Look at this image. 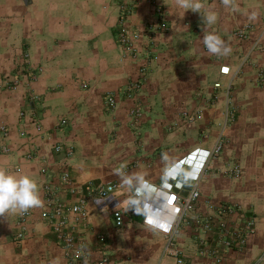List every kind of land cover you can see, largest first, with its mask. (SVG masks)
Segmentation results:
<instances>
[{"label": "crops", "instance_id": "1", "mask_svg": "<svg viewBox=\"0 0 264 264\" xmlns=\"http://www.w3.org/2000/svg\"><path fill=\"white\" fill-rule=\"evenodd\" d=\"M160 1L163 5L175 4L174 0ZM217 1L220 5L215 8L206 5ZM217 1L202 0V12H213L217 17L206 28L200 13H183L177 8L179 28H183L184 20L201 26L195 39L186 40L184 30L178 29L154 34L155 53L148 62L142 92L151 105L147 111L153 114V121L141 127L136 142L126 122V98H118L119 106L112 114L103 112V94L120 90L134 76L137 64L130 57L120 56L111 27L118 14L117 6L107 4L92 21L88 14L73 16L72 12L56 11L54 0H22L17 7L20 18L7 19V31L1 36L0 76L17 67L20 84L0 94V125L7 127L6 136L2 138L0 134V147H7L0 153V166L35 178L42 198L41 184L49 179L54 183L63 169L59 164L63 154L54 153L53 146H71L72 155L64 170L70 185L80 190L60 194L71 204L81 189L85 191L86 182H115L122 187L121 193L130 192L114 173L122 165L126 173H145L149 185L161 183L165 179L162 153H168L176 167L196 172L205 151L221 132L226 144L196 182L200 198L195 212L212 213L211 205L204 200L242 206L252 215L254 232L241 252H229L228 260L231 264H264V205H250L249 185L243 183V174L230 179L218 172L238 149L241 134L255 131L248 127L252 113L264 117V31L258 30L264 23V0H233L230 7ZM13 5L9 1L7 10H14ZM148 8L140 0L130 16L133 23L144 21ZM168 19L173 22L172 15ZM244 21L256 22L257 27L245 39L235 40L230 30L235 23ZM202 29L219 35L231 47V53L218 56L203 50ZM258 37L259 46H254ZM242 60L236 77L218 73L219 66L231 69ZM216 81L220 83L218 88L213 87ZM181 109H198L200 113L190 125L164 132L162 125ZM19 110L25 112L23 116H19ZM230 111L234 118L227 123ZM258 131L264 132V126ZM124 194L116 200H124ZM99 203L89 201L85 205L86 227L78 229L91 262L104 253L107 264H173V258L163 253L162 234L143 225L138 217L115 227L111 218L98 210ZM39 214L40 207L28 211L20 238L16 237L18 214L0 216V264H68ZM98 233L105 236L104 242L96 239ZM175 245L190 264H209L207 259L194 255L184 230L175 236Z\"/></svg>", "mask_w": 264, "mask_h": 264}, {"label": "rangeland", "instance_id": "2", "mask_svg": "<svg viewBox=\"0 0 264 264\" xmlns=\"http://www.w3.org/2000/svg\"><path fill=\"white\" fill-rule=\"evenodd\" d=\"M9 1L14 2V5L12 6V8H15L14 10H7ZM21 1L22 0H0V24L1 22H3L2 25H0V45L1 36L7 31V19L18 17L20 18V10H17V7L20 6ZM105 2V0H54V7H56V11L58 12L66 11L69 14L72 12L74 14L73 16H78L79 14H88L92 18V21H94L96 20L94 14L102 11L109 4L117 6L118 14L116 15L111 27L116 33L115 40L121 50L120 56L122 58L126 56L130 57L131 59L136 60L137 64L134 70V76L128 79V81L120 90H118L117 92L108 91L103 94V112L106 115L112 114L119 106L118 98L120 96L126 98L128 100V106L126 108V122L133 133L132 135L134 136V141L137 142L139 141L140 133L138 132L140 131L141 127L153 121V114H149L147 111L148 105L149 108H151V105L144 99V95L142 94V92L146 87V73L148 72V62L155 53L154 51L156 48V44L153 38L154 34L156 32L166 31L169 29H178L184 30L186 40H193L199 34L201 26L197 25L194 22L191 23L187 20H184L182 21L183 28H179L177 26L179 25V20L177 24V17L179 16V14L175 4L163 5L160 0H154V2H151L150 0H143L145 5L149 8L147 9L146 18L139 24L133 23L130 16L134 13L133 11L136 9L138 3H140V0H116V4L115 0H108V5ZM206 5L211 6V8H215L220 4L219 1H217V4L207 2ZM169 15L173 16V22L168 19ZM235 24L230 30V35L235 40L245 39L248 36V33L255 29V27H257L256 22L251 21H244ZM261 28L262 25L258 27V30L261 31ZM120 36H125L127 38L125 44L119 42ZM259 43V37L255 38L254 46H259ZM201 47L203 50H207L204 45L203 39L201 40ZM243 63L244 60L231 68V71L235 70L236 72L235 75L231 78H234L238 75L240 66ZM19 78L20 69H18L17 67L12 69L11 71H6L5 73H3L0 76V94L8 93L14 90L20 84ZM231 86L232 83L230 81L227 84L226 89L229 90ZM198 109L191 111L181 109L174 117H171L166 121V123L162 125V129L164 130V132H173L178 130L182 126L190 125L198 117L200 113V110ZM24 113V111L20 110L18 112L19 116H23ZM233 118V112L230 111L227 117V123L232 121ZM63 122L64 120H60V123ZM112 125H115V123H112ZM263 126L264 117L260 115L256 116L254 113H252V116L249 117L248 127L249 129L254 128L255 131L252 130L241 134L243 138L239 140L241 144H237V152L235 151L236 153L234 152L229 157L228 162L218 170L221 176H226L230 179H238L242 174L244 175L245 181L243 183H247L249 185L248 198L252 207H254L255 204L264 205V193H262L264 192V132L258 131V128H262ZM3 127L5 131L2 134L0 133L2 138H4L7 133V127ZM36 128L39 129L38 127ZM111 131L109 132V135L111 134ZM219 134L220 136L222 135L221 132H219ZM225 144V139L221 137V149L213 158L210 159L206 170L210 168V166L213 164L212 162L222 153ZM56 147H58L57 150H55ZM52 149L54 153L62 152L63 156L59 159V164L63 169L60 170L54 183L49 179L41 184L44 206L40 207L39 215L49 226L51 232L55 237L56 243L62 248L68 264H97L99 260L103 259L105 260V264H107L108 258L104 253H100L99 257L91 262L88 257V253L83 248V241L78 235V229L86 227V209L83 217L70 214L67 210H65L66 207L70 204L60 198V194L68 193L65 183L61 180V175L63 172H65L68 176V172L64 170V167L67 165V158H70V156L72 155V147L66 146L63 149L62 146L56 144ZM232 166H235L237 170L236 173H231L230 168H232ZM206 170L204 171V173L206 172ZM68 182L70 184L69 176ZM86 185L90 186L97 184L86 182L84 184V188ZM79 190L76 188V192H79ZM82 190L83 189H81L82 195L80 194V192L78 195L79 197L83 196L85 193V191ZM57 204L63 205V211L58 215L59 217L55 215V213L54 215L52 214V211L57 206ZM27 213L28 212L24 213L23 215H17V238H20L24 233V229L21 224L24 223ZM59 219H63L64 224L58 231L54 229V224L56 221H60ZM95 237L101 243L105 241V236H103V234H95ZM66 240H68L69 245L66 244ZM76 251H81V255H77L76 253H74ZM84 260L86 261L84 262ZM126 260L127 258L125 256V261Z\"/></svg>", "mask_w": 264, "mask_h": 264}, {"label": "built area", "instance_id": "3", "mask_svg": "<svg viewBox=\"0 0 264 264\" xmlns=\"http://www.w3.org/2000/svg\"><path fill=\"white\" fill-rule=\"evenodd\" d=\"M154 2V0H150ZM261 31H264V23ZM127 38L120 36L119 42L125 44ZM220 75H235V70L230 69L228 65H221L218 68ZM213 87H219L215 82ZM5 129L0 126V133ZM58 147L55 148L57 150ZM221 149V136H217L212 147L205 151L202 162L197 169V179L191 183H184L178 176H171L164 179L157 185H150L151 192L144 195V189H139L135 193L132 191L121 193L122 187L115 182H105L100 185H87L83 196H78L76 201L66 207L70 214L83 217L85 214V205L88 201L100 202L96 206L99 211L104 212L111 218L115 227H121L126 221L134 217L140 218L143 225L146 215L151 219L150 214H159L162 218H168L175 212L176 219L170 231L155 230L164 237L163 253L173 258V264H190V261L182 251L175 245V236L184 230L189 235L193 253L195 256L203 257L209 261V264H231L228 260L229 252H241L246 245L249 235L254 232V220L252 215L239 204L228 203H205L211 205V214H201L195 212V205L200 198L196 188L197 180L203 175L211 158ZM7 147L1 146L0 152H6ZM231 173H236L235 166L230 168ZM164 176V175H162ZM61 180L65 183L66 190L70 194H76V188L68 182V176L65 172L61 175ZM125 195V199L117 201L116 198ZM139 200L142 209L141 214L135 213L129 209L125 211L128 201L133 198ZM171 197V201L168 198ZM160 199L158 206L155 204L156 199ZM124 201V202H123ZM153 206L154 209H150ZM159 207V208H158ZM63 205L57 204L52 214L59 215L63 211ZM59 217V216H58ZM54 224V229L58 230L64 224L63 219H59ZM148 227V226H147ZM67 245L68 240L65 241ZM81 255V251L74 252ZM86 260H84L85 262ZM97 264H105V260H99Z\"/></svg>", "mask_w": 264, "mask_h": 264}, {"label": "clouds", "instance_id": "4", "mask_svg": "<svg viewBox=\"0 0 264 264\" xmlns=\"http://www.w3.org/2000/svg\"><path fill=\"white\" fill-rule=\"evenodd\" d=\"M175 6L183 10L198 12L201 15L205 28L216 22V15L213 12H202L204 5L202 0H174ZM226 7L233 5V0H222ZM205 31V29H202ZM203 42L207 50L218 56H227L231 53V47L216 33L206 32L203 35ZM162 162L164 163L163 175L167 179L171 176H178L182 182L191 183L197 179L198 173L194 171H185L175 166L168 153H162ZM125 166L114 170V173L121 178L122 186L135 193L139 189H144V195L151 192L150 185L145 180V173H126ZM44 206L41 198L40 185L38 181L29 174H16L0 166V216L8 217L9 214L23 215L30 209ZM132 209L137 214L142 213V209L137 198L128 201L125 211ZM151 219L146 215L145 223L153 230L170 231L175 222L176 214L168 218H162L159 214H150ZM53 264H59L53 261Z\"/></svg>", "mask_w": 264, "mask_h": 264}, {"label": "bare ground", "instance_id": "5", "mask_svg": "<svg viewBox=\"0 0 264 264\" xmlns=\"http://www.w3.org/2000/svg\"><path fill=\"white\" fill-rule=\"evenodd\" d=\"M183 164H184V168H186L184 162H183ZM171 199H172V198L169 197V198H168V201H171ZM155 201H156V202H155L156 206H158V204L160 203V199L158 198V199H156ZM158 208H159V207H158ZM150 209H154V207H153V206H150Z\"/></svg>", "mask_w": 264, "mask_h": 264}]
</instances>
